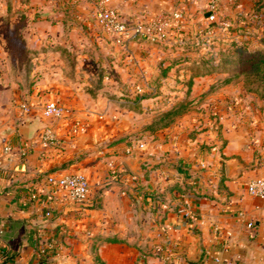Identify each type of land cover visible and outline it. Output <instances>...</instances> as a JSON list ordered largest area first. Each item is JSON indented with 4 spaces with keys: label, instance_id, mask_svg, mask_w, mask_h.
<instances>
[{
    "label": "crops",
    "instance_id": "obj_1",
    "mask_svg": "<svg viewBox=\"0 0 264 264\" xmlns=\"http://www.w3.org/2000/svg\"><path fill=\"white\" fill-rule=\"evenodd\" d=\"M29 5L21 7L20 34L30 64L19 67V82L11 81L0 45V152L12 146L0 173V264H264V199L246 190L249 181L264 178V97L247 92L229 72L193 77L173 70L189 61L159 76L168 62L161 60L180 53L171 48L174 41L206 40V0ZM99 5L117 8L129 24L146 22L160 9L183 15L166 41L117 40L96 23ZM214 33L229 35L221 27ZM109 78L118 85L108 87L110 95L120 99L159 93L135 111L121 105L124 100L103 97L102 80ZM164 79L175 82L167 93L153 84ZM177 79H191V86ZM185 97L193 100L189 111L167 127L148 128ZM48 101L64 106L61 119L43 115ZM45 128L56 143L41 140ZM112 167L134 175V184L119 182ZM49 173L84 174L87 200L46 185ZM196 245L201 256L190 261ZM169 247L174 255L167 259Z\"/></svg>",
    "mask_w": 264,
    "mask_h": 264
},
{
    "label": "trees",
    "instance_id": "obj_2",
    "mask_svg": "<svg viewBox=\"0 0 264 264\" xmlns=\"http://www.w3.org/2000/svg\"><path fill=\"white\" fill-rule=\"evenodd\" d=\"M250 15L257 16L254 24H251L253 20L248 17ZM235 17L234 24L228 27L229 33L234 36L225 39L215 38L209 42L210 44H205L204 41L197 44L192 38L173 43L171 46L173 51L178 50L180 53L172 56L168 64L160 68L159 76L164 77L172 67L187 61H189L188 68L191 69L193 77L223 73L228 64L236 63L239 74L243 75L242 82L245 90L264 97V0H257L254 3L251 14L237 13ZM214 26L218 24L208 25V27ZM164 61L166 60L161 61L160 64ZM187 84V87L191 86V79L187 81ZM155 87L157 89L159 85L155 84ZM158 93V91L154 93L142 91L132 96L123 94L120 96L124 100L121 105L140 111V101L155 97ZM112 98L114 100V96ZM193 106V100L185 97L169 109L160 112L148 128L155 131L167 127Z\"/></svg>",
    "mask_w": 264,
    "mask_h": 264
},
{
    "label": "built area",
    "instance_id": "obj_3",
    "mask_svg": "<svg viewBox=\"0 0 264 264\" xmlns=\"http://www.w3.org/2000/svg\"><path fill=\"white\" fill-rule=\"evenodd\" d=\"M196 1V0H193ZM221 0H206V9L209 11L205 16L207 38H201L198 35L192 37L195 43L203 41L211 42L215 39V33L220 27L226 28L233 25V22L219 25L215 15V6ZM181 10H165L160 9L151 19L146 22H136L133 24L127 23L122 19L120 11L117 8L106 7L99 5L95 10V21L106 32L117 40H123L128 36H141L150 41H166L169 30L173 27L180 26V20L182 19ZM241 21V20H240ZM216 23L218 26L208 27L209 24ZM229 32V31H228ZM228 37L234 36L228 33ZM226 37V38H228ZM225 39V38H224ZM183 38L177 39L175 42H181ZM23 109L28 111V107L24 106ZM65 114V109L62 104L55 101H48L43 108V115L46 117L61 119ZM41 140L44 143H56L55 133L51 128H45L41 135ZM130 149H127L129 152ZM12 146L6 144L2 147L0 152V173L4 172V161L11 154ZM112 175L119 180L123 185L129 187L134 184L136 177L130 175L127 177L122 176L121 172L115 167L111 169ZM45 184L53 188L54 190L65 191L69 197L75 201H86L90 192L89 182L87 177L81 173H73L65 176H55L52 173L46 174L44 177ZM247 193L256 196L260 199H264V178H255L248 182L246 187ZM248 227H252V222H248ZM3 224L0 219V233L2 232ZM167 259L174 255V248H168L166 250Z\"/></svg>",
    "mask_w": 264,
    "mask_h": 264
},
{
    "label": "rangeland",
    "instance_id": "obj_4",
    "mask_svg": "<svg viewBox=\"0 0 264 264\" xmlns=\"http://www.w3.org/2000/svg\"><path fill=\"white\" fill-rule=\"evenodd\" d=\"M256 1L257 0H221L219 1L216 4L215 10H214L218 24L224 25L225 23H228V22L231 23L232 21L234 23L236 21L235 14L237 13H243V14L250 13L251 14L254 8V3ZM30 2L31 0H0V45H3L5 53L9 56L8 63H9V69L12 73L11 81L13 82H16V81L19 82V79H16V78H19V67L26 70L29 68V64H30L29 60L27 61V58L30 54V50L26 48L24 44V39L22 35L20 34V30L23 27L22 25H24L22 21L23 17H21V16H24L21 7H23V9H30L31 7L29 5ZM61 7H63L62 4H61ZM225 11L230 12V14L225 13ZM202 12L207 13L209 11L205 8V9H202ZM231 14H234L233 20L230 19L232 18ZM248 17L251 20H253L251 24H254L256 22L257 16L250 15ZM215 38H219L218 35H216ZM254 40L255 39H253V41ZM172 56H174V54L173 55L167 54V56L164 57V59H162L161 61L166 60V59L169 60ZM19 57L23 60V62L20 64H19ZM187 66L189 65L179 66V68H176L173 70L177 71L179 69V70H188L191 72V69L188 68ZM238 71H239L238 65L236 63L235 64L230 63L226 66L225 72L223 73L229 72L233 74L234 76L240 78L239 80L242 81L243 75H240ZM102 81H104V83ZM102 81L97 80L96 83L100 84L102 82L101 86L104 89L103 97L106 100L107 99L113 100L112 96H114V100L116 101L115 103L117 104L122 103L123 99L117 98L116 96L117 94L110 95L112 94V92L108 90L109 86L118 87L117 83H115L114 80L112 81V83H110L111 82L110 78L109 80L104 79ZM154 81H153L154 82L153 84L155 85L160 80L158 81L154 80ZM180 81L182 80L177 79V82H179V84L177 83L176 84L181 85L183 87L188 86L187 81H183V82H180ZM159 83L160 84L158 85H162L161 87L164 89L166 93L168 92L170 88H174V84H175L174 79L173 80L164 79L162 82H159ZM94 85L95 83L92 82V86ZM81 131L83 132V129Z\"/></svg>",
    "mask_w": 264,
    "mask_h": 264
},
{
    "label": "water",
    "instance_id": "obj_5",
    "mask_svg": "<svg viewBox=\"0 0 264 264\" xmlns=\"http://www.w3.org/2000/svg\"><path fill=\"white\" fill-rule=\"evenodd\" d=\"M130 171H131L132 174H137V172L134 171L132 168H130ZM200 256H201V251L199 250V247L196 245L194 248H192L190 253L187 255V258L190 261H198Z\"/></svg>",
    "mask_w": 264,
    "mask_h": 264
}]
</instances>
